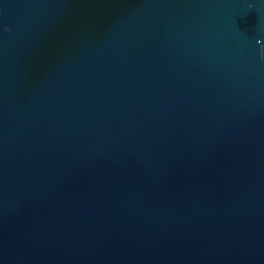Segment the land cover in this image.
<instances>
[{
	"label": "water",
	"instance_id": "obj_1",
	"mask_svg": "<svg viewBox=\"0 0 264 264\" xmlns=\"http://www.w3.org/2000/svg\"><path fill=\"white\" fill-rule=\"evenodd\" d=\"M0 264H264V0H0Z\"/></svg>",
	"mask_w": 264,
	"mask_h": 264
}]
</instances>
